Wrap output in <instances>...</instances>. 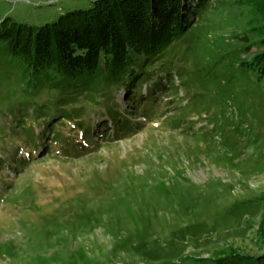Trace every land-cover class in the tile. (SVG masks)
I'll list each match as a JSON object with an SVG mask.
<instances>
[{
    "label": "rangeland",
    "instance_id": "374dc122",
    "mask_svg": "<svg viewBox=\"0 0 264 264\" xmlns=\"http://www.w3.org/2000/svg\"><path fill=\"white\" fill-rule=\"evenodd\" d=\"M91 5L0 0V21L40 26ZM162 64L173 67L176 92L157 93L156 111L134 116L125 112L131 92L121 85L74 101L55 91L26 93L16 59L0 46V264H215L236 256L233 164L205 149L202 139L219 141L210 125L193 135L215 109L231 116L227 0H211L191 32L146 68L143 93L164 78ZM206 105L209 113L199 114ZM119 111L131 128L114 137L111 119ZM39 112L60 114L51 124L70 142L88 130L82 140L97 144L66 156L54 145L45 154L41 130L49 116L35 118ZM183 115L199 119L188 127ZM103 124L104 134L93 132ZM28 127L38 151H31ZM224 136L232 143L231 127ZM26 151L34 156L13 171L9 158Z\"/></svg>",
    "mask_w": 264,
    "mask_h": 264
},
{
    "label": "trees",
    "instance_id": "16d2710c",
    "mask_svg": "<svg viewBox=\"0 0 264 264\" xmlns=\"http://www.w3.org/2000/svg\"><path fill=\"white\" fill-rule=\"evenodd\" d=\"M210 2L211 0H92L90 7L65 12L55 21L40 26L22 24L5 17L0 21L1 52L16 59L26 93L30 90L36 93V90L55 91L57 99L74 101L77 95L82 94L91 98L102 97L112 87L121 85L126 93L131 92L125 100L127 115H146L148 111H156L157 93H172L177 89L171 82L173 67L162 64L158 69L164 71V78L156 77L143 93L142 85L150 80L149 70L146 68L162 59L171 45L191 32L192 26L205 14ZM175 73L180 75V71ZM210 107L211 105H206L197 112L209 113ZM48 116L41 130V147L46 149L45 154L51 152L54 145L66 156L86 151L97 144L82 140L85 133H89L88 130L82 132L79 141L70 142L61 136L59 127L51 124L58 116H53L52 113ZM48 116L39 112L35 118ZM189 116L183 115L182 119L191 127L199 116L194 120L189 119ZM201 119L205 124L195 132L190 130L188 133L193 132L194 136L204 134L205 127L210 125L209 132L221 142L210 143L204 138L201 141L205 149L222 151V155L227 156H221V160L233 164L232 143L224 136L225 128L231 127V116L224 107H220ZM129 121L128 116L123 119L121 112H116L115 118L111 119V135L118 137L128 133L131 128ZM99 128L100 131L94 129L93 132L104 134L106 124L99 125ZM48 130H51V138L46 136ZM25 131L31 137L28 140L31 151H38L37 135L29 127ZM195 140L198 142L199 138L195 137ZM49 142L53 145L48 146ZM31 156L34 154L26 151L15 161L9 158L11 169L21 170ZM229 256L213 259L214 263L236 264V256Z\"/></svg>",
    "mask_w": 264,
    "mask_h": 264
}]
</instances>
